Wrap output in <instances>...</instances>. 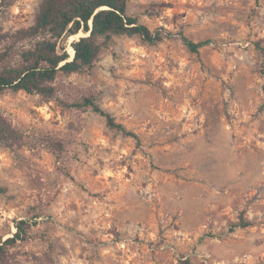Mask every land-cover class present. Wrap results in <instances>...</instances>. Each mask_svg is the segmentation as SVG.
<instances>
[{"label": "rangeland", "instance_id": "1", "mask_svg": "<svg viewBox=\"0 0 264 264\" xmlns=\"http://www.w3.org/2000/svg\"><path fill=\"white\" fill-rule=\"evenodd\" d=\"M41 2L0 0V51ZM128 13L210 43L116 37L52 100L0 95L27 141H0V242L38 224L10 264H49L50 246L56 264H264V0H129ZM92 95L139 140L75 107Z\"/></svg>", "mask_w": 264, "mask_h": 264}, {"label": "trees", "instance_id": "2", "mask_svg": "<svg viewBox=\"0 0 264 264\" xmlns=\"http://www.w3.org/2000/svg\"><path fill=\"white\" fill-rule=\"evenodd\" d=\"M128 4L129 0H42L33 25L15 31L4 40V48L0 51V95L25 92L52 100L58 93L56 80L61 74L91 71L103 50L109 49L116 37L137 36L149 45L179 37L195 54L210 43L209 40L194 42L184 34L162 29L152 31L138 17L128 13ZM75 107L92 109L105 118L110 129L139 140L136 133L101 107L96 96L85 97ZM0 141L12 151L27 143L26 135L1 111ZM46 141L48 150L54 155L65 149L62 141L53 138ZM37 225L30 220L15 222L16 232L0 242V264H10V250L25 241L29 231ZM249 226L251 222L241 219L233 229ZM49 249L47 262L56 264L52 256L53 246Z\"/></svg>", "mask_w": 264, "mask_h": 264}, {"label": "water", "instance_id": "3", "mask_svg": "<svg viewBox=\"0 0 264 264\" xmlns=\"http://www.w3.org/2000/svg\"><path fill=\"white\" fill-rule=\"evenodd\" d=\"M82 37V36H81ZM70 48H72V47H70ZM72 50H73V48H72ZM74 51V50H73ZM74 54H75V52H74ZM74 59V55L72 56V59H71V61Z\"/></svg>", "mask_w": 264, "mask_h": 264}]
</instances>
